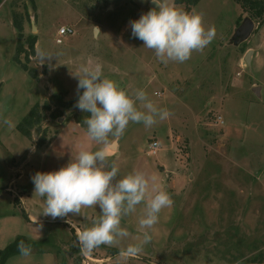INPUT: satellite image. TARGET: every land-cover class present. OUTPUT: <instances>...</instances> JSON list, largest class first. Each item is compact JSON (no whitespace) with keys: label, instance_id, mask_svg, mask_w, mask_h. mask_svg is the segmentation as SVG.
<instances>
[{"label":"rangeland","instance_id":"1","mask_svg":"<svg viewBox=\"0 0 264 264\" xmlns=\"http://www.w3.org/2000/svg\"><path fill=\"white\" fill-rule=\"evenodd\" d=\"M14 2L0 3V248L28 234L21 203L29 189L34 210L43 211V198L34 195L35 173L58 170L81 146L102 147L90 139L87 125L77 122L90 113L50 100L56 92H64L66 100L76 96L78 79L72 71L84 63H99L104 76L129 94L142 89L170 112L151 127L130 122L118 152H113L117 143L107 150L119 177L143 171L173 204L149 230L151 242L127 260L113 250L143 238L137 231L143 204L122 219L129 236L116 246L101 245L84 255L74 227L46 216L42 227L48 241L34 245L29 257L14 255L5 264H264V48L247 65L250 41L236 44L232 37L238 18L248 12L235 0H200L191 10L204 14L215 38L187 61L164 64L130 26L151 9V0ZM176 4L185 10L186 2ZM25 5L30 17L24 19L22 40L28 49L27 36L37 35V42L29 60L26 53L20 58L37 69V78L15 60L20 32L12 13L25 12ZM68 25L74 34L59 35ZM47 101L50 109L45 110ZM36 104L41 120L28 137L17 125ZM152 139L160 143L155 155L148 151ZM16 209L19 214H12ZM99 211V206L82 209L79 227L89 226L87 217Z\"/></svg>","mask_w":264,"mask_h":264},{"label":"clouds","instance_id":"2","mask_svg":"<svg viewBox=\"0 0 264 264\" xmlns=\"http://www.w3.org/2000/svg\"><path fill=\"white\" fill-rule=\"evenodd\" d=\"M151 2L155 7L131 21L130 26L132 35L153 50L161 63H183L215 38V27H206L202 12L186 11L175 0ZM96 33H100L97 27ZM38 55L51 58L42 53ZM72 75L78 79L76 107L91 114L84 119L88 136L102 147L92 150L81 146L75 157L58 170L35 173L32 176L34 195L44 200L41 214L53 219L66 218L69 224V214L82 215V209L99 206V215L87 217L89 226L76 232L84 255L101 245L116 246L120 239L128 237L129 232L121 226L122 219L143 204L137 226L143 238L119 250V257L127 260L151 242L149 230L159 222L161 211L172 206L173 200L166 190L156 185L154 177L150 183L143 171L134 169L119 177L118 166L115 161L110 162L111 154L103 146L118 143L130 122L151 127L158 120L167 119L170 112L159 108L142 89L129 94L116 81L104 76L99 63H84ZM4 124L12 127L9 120H4ZM17 248L23 257L31 255V246L23 240Z\"/></svg>","mask_w":264,"mask_h":264},{"label":"trees","instance_id":"3","mask_svg":"<svg viewBox=\"0 0 264 264\" xmlns=\"http://www.w3.org/2000/svg\"><path fill=\"white\" fill-rule=\"evenodd\" d=\"M2 1L3 0H0V3ZM14 1H15L14 5H16L17 2H16V0H14ZM199 1L200 0H175L176 3L186 2V8H185L186 11H190L192 5L197 4ZM235 1L240 4L243 11L248 12L249 16L251 18H253L255 23L258 22L259 26L264 23V0H235ZM12 15H13L14 26L20 32L19 33V41H18V45L16 48L15 60L17 62H19L21 64V66L25 70H27L33 77L37 78L38 77L37 69L35 67H31L28 64V62H24L20 58L21 54L26 53L27 60H29V55L35 54V52H36L35 45L37 42V35L31 34V35L26 37V43L28 44L29 49L25 47V44L22 40V35H23V31H24V19L30 17L27 6L25 5V12H21V11L14 9ZM242 20H243V16H240L238 18V24H240ZM82 92L83 91L81 89L80 93L82 94ZM65 95L66 94L64 92H56L51 96L50 100L57 101L58 104L63 106V107H72V106L76 105V102L78 100V93L76 94V96L74 98H72L70 100H66ZM50 104H51L50 101H47L44 104L43 109H45V110L50 109ZM39 108H40L39 104H36L35 106H33L32 109L28 112V114L18 123L17 129L21 133H23L25 136L31 137L32 127L35 124H38L40 122L41 115H40ZM77 122L82 124L83 126L85 125L81 115L78 116ZM22 215L27 221H31V219H30V217H29V215L25 209L22 210ZM72 230L75 231V233H76V230H74V228H72ZM21 240H23L26 244L30 245L31 249L34 245H41V244H44L48 241L47 238L41 239V240H34V239L28 238L25 235H21V234L17 235L13 241H11L9 244L4 246L3 248H0V264H5L10 257L17 255V254H20V252L18 251V248H17V244ZM118 252H119V249H117V248H115L113 250V253H118ZM253 260H255V258H253ZM258 260H259V262H263L262 258H260ZM63 264H67V263H63Z\"/></svg>","mask_w":264,"mask_h":264},{"label":"crops","instance_id":"4","mask_svg":"<svg viewBox=\"0 0 264 264\" xmlns=\"http://www.w3.org/2000/svg\"><path fill=\"white\" fill-rule=\"evenodd\" d=\"M4 1L5 0H3L2 2H4ZM250 38H252L253 41H251ZM246 41H250V44H249L246 52L250 49L253 50V53L251 55V61L254 62L255 58L257 59L258 57L260 58V56H261L260 49L264 48V23L260 26H257V28L254 30V32L250 35V37ZM246 52H245V54H246ZM245 54H244V56H245ZM110 146L111 145H108L107 148L109 149ZM118 150H119V146L117 143L116 149H115V151L113 150V152H118ZM110 154L113 155V153H111V152H110ZM30 197H31V192L29 189L28 194H26L22 198L23 200L21 203L22 207L26 210V212L28 213V215L31 219V221L26 222L27 223L26 225L28 227V234L27 233H24V234H26L25 236H27L30 239L41 240V239H44L47 235V232H45L44 228H43V227H45L44 226L45 223L43 220H44V218H47V217L34 210V206L30 203V200H29ZM9 214H11V213H9ZM12 214H15V215L19 214V209H16V211L12 212ZM69 216H70V224L67 222L66 218H60V220H58V221H60L61 223H64L63 225H67V226L70 225V226L74 227L76 229V232H77V229H81L79 227V226H81L79 223V220H80L79 215L69 214ZM3 218L8 219V216H6V217L4 216ZM24 234H21V235H24ZM9 238H13L12 235ZM17 255H21V254H17ZM115 257H119V255L115 254ZM109 258L110 257H106L105 259L108 260ZM111 258H112V256H111Z\"/></svg>","mask_w":264,"mask_h":264},{"label":"water","instance_id":"5","mask_svg":"<svg viewBox=\"0 0 264 264\" xmlns=\"http://www.w3.org/2000/svg\"><path fill=\"white\" fill-rule=\"evenodd\" d=\"M155 5L151 2V8H153ZM256 28V23L250 16H245L242 20V22L239 24V26L236 28L235 33L233 34V41L236 44H240L244 41H246L250 35L254 32ZM96 31V28H95ZM253 53V50L250 49L246 52L244 56V60L247 65H251V55ZM260 87H255V90H259ZM258 94H260V91H258Z\"/></svg>","mask_w":264,"mask_h":264},{"label":"built area","instance_id":"6","mask_svg":"<svg viewBox=\"0 0 264 264\" xmlns=\"http://www.w3.org/2000/svg\"><path fill=\"white\" fill-rule=\"evenodd\" d=\"M69 34H74V28L73 26H62L60 29H59V35L61 36H65V35H69ZM160 148V143L157 139H152L149 143V148H148V151L155 155L157 154V151L158 149Z\"/></svg>","mask_w":264,"mask_h":264}]
</instances>
